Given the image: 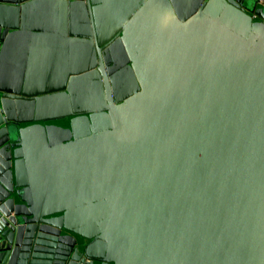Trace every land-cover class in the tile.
<instances>
[{"label": "water", "instance_id": "95a60500", "mask_svg": "<svg viewBox=\"0 0 264 264\" xmlns=\"http://www.w3.org/2000/svg\"><path fill=\"white\" fill-rule=\"evenodd\" d=\"M0 264H264V0H0Z\"/></svg>", "mask_w": 264, "mask_h": 264}, {"label": "crops", "instance_id": "0c3cea01", "mask_svg": "<svg viewBox=\"0 0 264 264\" xmlns=\"http://www.w3.org/2000/svg\"><path fill=\"white\" fill-rule=\"evenodd\" d=\"M51 65H53V68H58L60 66L59 58H57V62H55L53 58L48 57V68L49 66L51 67ZM54 71H56V69Z\"/></svg>", "mask_w": 264, "mask_h": 264}]
</instances>
